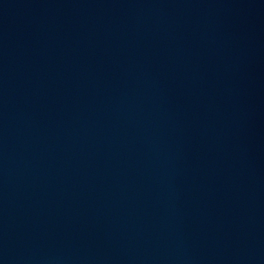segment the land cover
Listing matches in <instances>:
<instances>
[{
    "label": "water",
    "instance_id": "water-1",
    "mask_svg": "<svg viewBox=\"0 0 264 264\" xmlns=\"http://www.w3.org/2000/svg\"><path fill=\"white\" fill-rule=\"evenodd\" d=\"M0 264H264V0H0Z\"/></svg>",
    "mask_w": 264,
    "mask_h": 264
}]
</instances>
